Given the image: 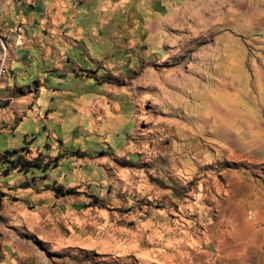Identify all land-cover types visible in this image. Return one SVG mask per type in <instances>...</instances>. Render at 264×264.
<instances>
[{"label":"rangeland","instance_id":"374dc122","mask_svg":"<svg viewBox=\"0 0 264 264\" xmlns=\"http://www.w3.org/2000/svg\"><path fill=\"white\" fill-rule=\"evenodd\" d=\"M18 1L0 264H264V0Z\"/></svg>","mask_w":264,"mask_h":264},{"label":"trees","instance_id":"16d2710c","mask_svg":"<svg viewBox=\"0 0 264 264\" xmlns=\"http://www.w3.org/2000/svg\"><path fill=\"white\" fill-rule=\"evenodd\" d=\"M0 161L11 163L13 167L21 166L24 168H40V161L37 158L26 159L16 149L5 150L0 154Z\"/></svg>","mask_w":264,"mask_h":264},{"label":"crops","instance_id":"0c3cea01","mask_svg":"<svg viewBox=\"0 0 264 264\" xmlns=\"http://www.w3.org/2000/svg\"><path fill=\"white\" fill-rule=\"evenodd\" d=\"M12 1H14V0H12ZM20 1H21V0H19L18 3H19ZM61 4H62V3H61V1H60V2H59V5L61 6ZM61 7H62V6H61Z\"/></svg>","mask_w":264,"mask_h":264},{"label":"water","instance_id":"95a60500","mask_svg":"<svg viewBox=\"0 0 264 264\" xmlns=\"http://www.w3.org/2000/svg\"><path fill=\"white\" fill-rule=\"evenodd\" d=\"M142 47H145V45H143Z\"/></svg>","mask_w":264,"mask_h":264}]
</instances>
